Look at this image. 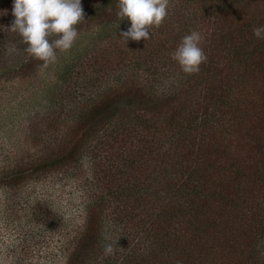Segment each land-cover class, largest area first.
<instances>
[{
    "label": "trees",
    "instance_id": "16d2710c",
    "mask_svg": "<svg viewBox=\"0 0 264 264\" xmlns=\"http://www.w3.org/2000/svg\"><path fill=\"white\" fill-rule=\"evenodd\" d=\"M118 2L82 0L78 38L45 62L0 0V189L25 211L14 264H264V0H170L127 44ZM192 30L207 60L189 74L172 54ZM45 182L66 202L30 204Z\"/></svg>",
    "mask_w": 264,
    "mask_h": 264
},
{
    "label": "clouds",
    "instance_id": "9594fccd",
    "mask_svg": "<svg viewBox=\"0 0 264 264\" xmlns=\"http://www.w3.org/2000/svg\"><path fill=\"white\" fill-rule=\"evenodd\" d=\"M170 0H119L118 18L129 20L131 27L120 33L128 40L151 39L150 29L159 27L168 16ZM12 15L15 17L11 30L17 31L28 45L26 52L32 57L48 62L55 58V49H69L78 38L77 26L85 20L82 0H14ZM258 39H264V26L253 29ZM57 38L50 42V37ZM201 34L192 30L182 38L172 54L183 71H199L207 56L200 47ZM106 251L111 252L108 246Z\"/></svg>",
    "mask_w": 264,
    "mask_h": 264
},
{
    "label": "rangeland",
    "instance_id": "374dc122",
    "mask_svg": "<svg viewBox=\"0 0 264 264\" xmlns=\"http://www.w3.org/2000/svg\"><path fill=\"white\" fill-rule=\"evenodd\" d=\"M52 184V185H51ZM59 186V185H57ZM55 187L53 183L45 182L43 183H34L31 188L28 189L30 192V200L29 203L31 204L33 199L37 195H50L52 199H55L58 195H61L63 198V201L66 202L69 195V187H62L60 186L59 190H54ZM27 191V190H26ZM27 191V192H28ZM47 193V194H46ZM42 194V195H41ZM76 196V193H73ZM27 195V194H26ZM0 198L2 199L0 201V264H14V261L16 260L19 250L17 249L18 242L20 240V234L17 231V228H19V219L17 218L18 214H24L25 211L18 210L15 214H10L9 209L7 207V203H5L4 199V193L0 189ZM21 205V204H20ZM22 207V205H21ZM62 241H58V239L53 240L50 244L47 242L44 244V247L35 254L34 256V262L38 261L39 255L44 256L47 251L56 250V248H59ZM36 253V250H35ZM46 259H43L42 262H45Z\"/></svg>",
    "mask_w": 264,
    "mask_h": 264
}]
</instances>
